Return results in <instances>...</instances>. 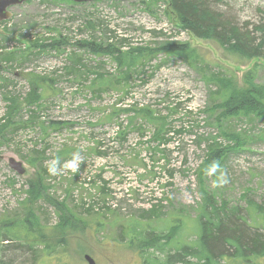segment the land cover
I'll return each instance as SVG.
<instances>
[{"label":"rangeland","instance_id":"rangeland-1","mask_svg":"<svg viewBox=\"0 0 264 264\" xmlns=\"http://www.w3.org/2000/svg\"><path fill=\"white\" fill-rule=\"evenodd\" d=\"M168 3L154 0L147 6L142 0H27L13 5L10 18L0 22V219L24 218L26 208L31 207L44 232L54 235L46 242L47 249L35 244L33 252L11 250L2 257L9 264H60V259L64 264H89L84 254L95 264H146L138 245H128L135 221H143L147 229L165 232L170 217L184 216L182 232L175 235L178 244L174 245V239L167 246L173 251L186 237L193 239L198 230L194 217L199 213L202 188L217 203L225 201L244 209L250 199L264 209V106H246L231 113L221 103L219 93L224 85L232 84L235 95L247 96L249 88L241 76L257 66L256 83L261 87L257 91H261L264 104V59L231 60L212 41L183 30ZM215 6L239 25L256 23L264 13V0H224ZM171 40L195 47L202 65L193 67L180 58L158 53L137 67L127 83L118 82L122 69L112 54L88 50L81 44L92 42L94 48L114 44L124 51ZM80 58L87 67L76 77L69 67ZM98 66L102 69L96 74H104L106 84L94 97L89 81L80 84L83 76L91 75ZM35 76H40L37 80L41 84L36 99ZM125 105L148 106L155 122L136 120L142 124L145 137L131 131L122 150L112 149L106 157H94L90 147L102 149L94 144L97 142L111 145L116 122L132 115L123 112L116 116ZM165 116L169 118L160 138H171L167 144L152 141L153 127H158ZM50 121L65 125L54 128ZM155 146L165 151L154 153ZM64 147L70 148L72 156L78 152L84 161L77 183L71 185L69 202L64 189L71 183L72 173L58 177L47 170L49 161L56 158L55 150ZM32 148H38L42 156ZM217 148L226 151L219 164L228 183L214 188L212 182L217 177L204 174L209 165L200 170L198 165L210 149ZM10 157L22 162V174L9 166ZM134 157L138 163H131ZM37 165L45 168V183L63 180L50 189L49 197L71 208H75L73 203L77 205L80 221L73 219L63 204L55 207L45 194L30 197L28 182L35 181ZM168 169H173L172 177ZM99 172L114 191L116 201L112 195L104 196L105 203L112 201L116 206L114 214L103 213L97 206L102 201L97 198L96 185H81L86 174ZM167 181L169 185L162 187ZM155 196L165 200L150 211L147 202ZM82 201L84 206L97 202L95 213H86ZM262 233L264 236V228ZM1 234L0 240L6 241ZM10 242L11 248L19 245ZM48 249L54 251L47 255ZM164 262L160 256L156 264ZM243 264H264V258Z\"/></svg>","mask_w":264,"mask_h":264},{"label":"trees","instance_id":"trees-1","mask_svg":"<svg viewBox=\"0 0 264 264\" xmlns=\"http://www.w3.org/2000/svg\"><path fill=\"white\" fill-rule=\"evenodd\" d=\"M152 1L154 0H142V3L148 6ZM167 1L169 2L168 8L173 12L177 22L183 30L191 33L196 38L212 41L221 48L224 55L231 60L241 62L252 58L264 59V13L256 23L239 25L235 22V19L226 17L225 13L215 6L218 3L224 4V0ZM147 8L150 10L149 7ZM81 44L82 46H86L88 50L93 49L95 52L103 51L112 54L117 66L122 69L118 78V82L122 83H127L126 81L137 73L134 71L137 67L145 65L158 53H162L167 57L180 58L193 67L202 65V63H199L201 57L197 49L192 47L188 42H177L172 40L163 41L156 46H151V48L134 46L124 51L115 48L114 44H108L104 48H94L92 42H87V44L81 42ZM85 67H87L86 64L80 58L79 61H75L69 68L76 76V74L83 73V68ZM101 69L102 68L99 66L96 67L91 75L86 73V75L83 76V80H81L80 86L83 82L89 81L88 88L91 95L94 97L97 93H101L103 86L106 84V81L103 79L105 75L96 74V70ZM257 70V66H252L243 72L241 76L242 82L249 88L247 96L243 94L235 95V86L232 84L224 85L220 90L221 103L225 108H229L231 113H237L246 106H264L260 96L261 93H259L261 91H257L261 89L256 83ZM92 75H94V77L90 78ZM35 77V80H33L35 90L34 99L39 97V89L41 87V84H39L37 80L40 76ZM214 77L217 78L219 76L215 75ZM248 96L250 98L247 100L245 97ZM123 112L126 114L132 112V115L128 116L126 120H119L116 122L115 130L117 132L113 138L110 139L111 145L105 146L103 143L97 142L94 144L100 145L103 150L100 148H93V146L90 147L91 151L94 152V157H106L108 151L112 149L122 150L127 143L128 135L131 131L135 130L139 136L145 137L146 134L144 133L142 124H136V120L140 119L148 121L149 123L155 122L153 111L148 108V106L142 105L137 107L125 105L118 109L116 116L119 117ZM30 113L35 114L36 112L35 110H31ZM168 118L169 116L163 117L159 120H162V123L158 125V127H153L155 128V132L152 134V141L158 139V143H168L171 138L170 136H167V138H160L165 129L164 121ZM50 123L54 125V128H57L58 125H65L57 121H50ZM45 130H47V128ZM44 147H46V145ZM32 149L35 150L39 156H42L43 152L36 150L38 148ZM69 149L68 147L57 149L54 155L56 158L59 157L61 162L69 160L72 158ZM152 150L154 153L157 151L161 153L165 151L164 148H159L158 146H155ZM224 153H226V151L221 148L210 149L209 154L202 163L198 165L200 166L199 170L203 169L202 167L206 163L210 165L213 161L219 162ZM28 163L33 165L31 160H28ZM131 163H138V160L134 157ZM100 170L102 171V169ZM80 171L81 170L74 175L72 174L69 179L71 183L64 189V195H66L65 200L68 202L69 199L67 196L71 193V185L77 183ZM172 171L173 169L167 170L168 176L172 177ZM45 176V168L37 165L36 176L34 178L35 181L30 180L28 182L30 186L28 192L31 198H36L40 193L49 197V194H51L50 189L54 185L58 186L60 182H63L62 180L50 185L45 183ZM201 178L202 173L199 171V182ZM169 183L170 182L167 181L162 187L168 186ZM84 184L97 186L99 194L97 198H101L100 201H102V203L97 206L102 209L103 213L114 214L118 211L112 201L105 203V195H112L113 200H115V197L113 195L114 191L108 186V181L102 178V172L95 174V176L86 174L81 181V185ZM200 194L201 202L199 205V213L194 217V221L196 225H198V230L191 240H187L188 237H186V235L182 244L173 251L168 249L167 246L171 244L175 239V235L177 236L183 228L181 219L184 216L178 215L170 217L171 221L169 224L165 225V232H163L164 230L159 231L153 228L147 229L143 221H135L131 230L132 234L130 232V237H125H127L128 245H138L140 248L139 255L141 254V257L145 255L144 263L156 264L157 258L160 256L165 259L163 264H243L244 262L252 261L258 257L264 258V236L262 233V229L264 228V209L250 199L247 200V206L244 209L239 205H230L225 201L217 203L211 196L207 195L204 188L201 189ZM49 198L55 207L58 208L59 204H63L68 214L76 221H80L79 213L76 210L77 205L73 203L72 206L75 208H71L66 202H60L53 196ZM164 200V197H152V199L147 202L150 206L149 210L155 211L156 207ZM96 203L97 202L92 201L87 206H84L85 202L82 201L80 205L86 213L91 214L95 213L93 208ZM26 212L25 217L18 220L7 217L0 219V233H2V237L6 240H0V243L3 244V246H0V264H9L2 259V257L6 258V254L8 252L10 253L11 250L19 251L20 248H25L33 252V245L35 244H40L44 246V249H47L45 247L46 242L54 238L53 234L51 235L44 232L43 225L37 223V216L33 213L31 207L26 208ZM145 230L147 232H145ZM9 241H11L10 243H12V241L18 242L19 245L11 248L12 244L7 243ZM178 242L179 240L176 238L174 240V245L178 244ZM53 251V249H48L46 254L49 255ZM191 260H194V262ZM8 261H10V259H8ZM59 263L64 264L61 259Z\"/></svg>","mask_w":264,"mask_h":264},{"label":"clouds","instance_id":"clouds-1","mask_svg":"<svg viewBox=\"0 0 264 264\" xmlns=\"http://www.w3.org/2000/svg\"><path fill=\"white\" fill-rule=\"evenodd\" d=\"M84 162L79 153L73 154L72 158L64 161H60L59 157L49 161L47 170L51 175H63L67 172H71L73 175L80 170V164ZM205 176H216L213 180L212 187H223L228 183L227 174L221 171L218 161H213L209 166L204 169Z\"/></svg>","mask_w":264,"mask_h":264},{"label":"water","instance_id":"water-1","mask_svg":"<svg viewBox=\"0 0 264 264\" xmlns=\"http://www.w3.org/2000/svg\"><path fill=\"white\" fill-rule=\"evenodd\" d=\"M25 1L27 0H0V22L10 18L11 16V12L9 10L10 7H12L13 5L21 4ZM72 1L77 3H82V2H91L96 0H72ZM114 1H121V0H114ZM8 164L17 173L22 174L24 172L22 162L16 161L14 158L10 157L8 159ZM83 257L89 264H95L94 260L88 254H84Z\"/></svg>","mask_w":264,"mask_h":264},{"label":"bare ground","instance_id":"bare-ground-1","mask_svg":"<svg viewBox=\"0 0 264 264\" xmlns=\"http://www.w3.org/2000/svg\"><path fill=\"white\" fill-rule=\"evenodd\" d=\"M37 248V247H36Z\"/></svg>","mask_w":264,"mask_h":264}]
</instances>
